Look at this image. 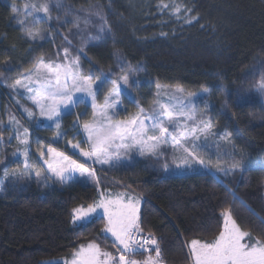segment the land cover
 Segmentation results:
<instances>
[{"label": "trees", "instance_id": "obj_1", "mask_svg": "<svg viewBox=\"0 0 264 264\" xmlns=\"http://www.w3.org/2000/svg\"><path fill=\"white\" fill-rule=\"evenodd\" d=\"M175 5L181 6L178 14ZM11 9L10 0H0L3 108L10 85L56 48L53 29L48 42L28 40ZM65 9L104 15V20L97 16L103 31H94L89 42L76 33L69 35L84 48L85 75L118 78L121 68L138 70L142 85L136 96L146 109L153 105L157 84L192 94L208 87V119L220 133H231V140L251 156L243 175L230 171L231 163L225 161V169L213 162L211 171L166 177L162 157L136 159L105 173L106 191H129L141 198L142 226L160 241L166 264H191L188 243L215 240L223 230L226 209L243 230L264 240V163L255 160L264 157V100L255 91L264 75V0H66ZM187 9L198 17L190 24L183 19ZM56 25L64 33L73 28L71 22ZM123 104L134 113L127 99ZM50 134L37 131L35 139L47 142ZM98 199L97 188L78 183L45 185L13 178L0 183V264L71 259L81 244L93 241L115 254L112 240L104 239L106 220L95 218L79 226L71 222L74 208H86Z\"/></svg>", "mask_w": 264, "mask_h": 264}, {"label": "snow or ice", "instance_id": "obj_2", "mask_svg": "<svg viewBox=\"0 0 264 264\" xmlns=\"http://www.w3.org/2000/svg\"><path fill=\"white\" fill-rule=\"evenodd\" d=\"M162 6L163 8H169L168 4ZM28 8H31L35 14H42V16H33V25H38L45 21L51 22V10L53 8H63V4L60 0H56L54 4L50 0H28L25 5L26 13ZM11 11L18 13L15 6L12 7ZM180 11L181 6H173L175 14ZM187 11L190 12L191 9H187ZM88 14L96 15L104 20L102 11L88 10ZM177 18L180 17L177 15ZM196 19L198 17L190 16L185 20V23L190 24ZM17 23L25 25L22 31L28 40L44 39L39 28H30L24 20L20 19H17ZM85 23H87V20H85ZM75 27L79 28V25L76 24ZM101 31H103V25H101ZM64 39L68 40L67 36ZM68 43L71 44V41L69 40ZM80 51H83V48ZM63 56L65 61L69 60L67 48L63 50ZM120 72L119 78L104 73L99 76L84 75L80 69L78 57H72L70 63L46 61L44 57H40L28 73L22 79L15 80L10 87L17 90V92L22 88L29 93L27 99L38 109L39 116L52 121L56 129L60 128V121L65 113L71 114L72 110L81 103H90L93 109V118L90 121L76 125L83 129L85 134L84 143L87 144V150L82 148L80 143H72L71 141L69 143L72 149H79V155L93 161L94 164H110L114 160L119 161L122 157L130 159V154L133 152L140 156L159 158L160 155H163L159 149L162 145L168 143L169 139L178 144L181 138L188 139L191 137L193 138L191 147L195 149L198 145L194 141L199 140L202 135L206 140L210 136H218L219 140L229 144L231 151L226 155L232 161L230 171L238 170L241 175L246 173L250 163L246 164L245 161L250 162L251 156L231 140V133L225 131L223 135H218L213 132L214 125L210 119L207 121L201 120L192 128L182 124L179 119L183 117L185 120L195 121L196 109L200 105L205 110L210 108L208 98L211 92L208 87H203L200 105H197L192 93H186L185 89L177 87L171 93H163L169 95L177 103H162L157 99L154 103L158 107L147 112L133 96L132 102L136 104L138 112L130 119L121 121L118 119L119 113L116 111V106L120 104L121 95L125 91L130 96L132 95V90L139 87V81L130 80V76L124 68H121ZM2 75L3 73H0V76ZM106 85H111L112 90L104 97L103 103L98 104L96 100L97 92L101 91ZM161 87L157 84V97L162 94ZM256 88L261 96H264V75L260 77ZM77 93L84 95L77 96ZM85 98L90 99L86 100ZM262 107H264V101H262ZM24 111L28 113L30 118L36 114L27 107ZM146 121H151V123L148 124ZM9 124L12 125L16 135L15 137L9 136L7 139L10 141L15 138L20 145L24 146L23 150L19 147L16 150L17 153L23 156L24 171H10L9 166L5 165L0 183L8 181L11 177L19 180H34L36 183L43 182L45 185L48 181L64 185L69 180H73L76 173H79L81 176L87 174L88 180L85 183L91 182L97 186L99 185L94 168L89 170L83 164H78L65 156L64 153L56 152L53 148L47 149V155L53 157L51 160H44L47 168L36 170L38 163L33 162L29 156L27 129H24L23 138H21L19 121L10 116ZM168 124L172 125V131L169 130ZM177 128L181 129L179 135H177ZM156 129H159L161 135L148 134L150 130L154 132ZM197 133L200 135H197ZM163 134H167V136ZM61 136L62 134L58 133L57 137L53 139H59ZM2 139H4V135L3 131H0V140ZM183 151L188 156H192V152L189 151L188 147H184ZM44 156L45 152L41 151L39 159H43ZM4 162V156L0 155V165H3ZM187 162L185 158L184 163ZM198 162L203 164L202 160ZM165 168H167V165H165ZM42 172L45 174L42 175ZM233 195L236 198L235 194ZM140 203L141 199L139 197L127 193H116L110 196L101 193L100 199L86 208L84 206L74 208L71 221L73 225H77L78 222L80 225H86L94 215L97 218L106 220L103 228L104 239H108L109 236L112 238V247L115 249V254L112 251L102 249L100 244L93 241L86 245L81 244L72 253L71 259L63 258L62 261H53L50 264H166L162 256L160 241L154 233L150 231L145 233L142 226ZM222 216L223 230L215 240L203 242L193 239L190 243L186 242L193 264H264V240L253 237L250 232L243 230L233 218L230 209L222 212ZM137 257H143V259H137Z\"/></svg>", "mask_w": 264, "mask_h": 264}, {"label": "rangeland", "instance_id": "obj_3", "mask_svg": "<svg viewBox=\"0 0 264 264\" xmlns=\"http://www.w3.org/2000/svg\"><path fill=\"white\" fill-rule=\"evenodd\" d=\"M16 2V3H15ZM51 3H55L56 0H50ZM60 2L63 4V8L61 9H55L53 8L51 10V16L52 20L51 22H43L38 25H33L32 20L34 15H41L42 14H35L34 11L31 8L27 9V13L25 12V5L28 3V0H10V5L13 7L15 6L18 9V13H14V21L17 23V19L24 20L25 24L28 27H37L39 28L41 34L44 36L43 40L37 39L34 42H48L50 41V29H53L55 35H56V48L55 53L52 56H49L48 58H45V60H53L58 63H70L72 57H78L80 69L82 71V74H84L83 66H82V58H84V52L80 51L82 47H79V44H75V41L72 40L69 35L72 33H76L78 37H80L83 41H86L85 43L89 42L93 39L95 36L94 31H100L101 25L99 24L98 17L96 15H89L87 11H81L78 10L77 12L73 11H67L65 9L66 6V0H60ZM68 13L67 15L65 13ZM192 12L188 11L184 16L183 19H187L190 17ZM85 20H87V23H85ZM59 23L61 25H66L67 22H71L73 24V28L71 31L63 32L61 31L56 23ZM19 26L24 27L25 25H22L20 23H17ZM78 24L79 28L75 27V25ZM104 29V26H103ZM67 36L68 40H65L64 37ZM73 38V36H72ZM71 41V44L68 43V41ZM84 43V47H85ZM67 48L69 51V60L65 61L63 56V50ZM84 49V48H83ZM129 74L130 80H138L139 81V87L134 88L132 90V95L130 96L127 91H125L120 98V104L116 106V111L119 113L118 119L121 121H126L130 119L134 114L138 112V108L135 103L132 102V97L134 96L140 103V99L136 96V91H139L142 85L141 74L138 70H130L125 71ZM85 75V74H84ZM121 75V74H120ZM119 78V77H118ZM112 90L111 85H106L101 91L97 92L96 100L98 104H102L104 97L108 95V93ZM175 89L168 88L165 86L161 87V95L157 97V87H156V95L155 100L159 99L162 103H177L176 100L172 99L169 95H164V92H173ZM255 91L259 94L260 97L264 100V96H261V93L256 88ZM19 93V94H18ZM0 95H2V92L0 91ZM29 93L25 92L24 89L13 90L11 88L10 97L8 99L7 107H2L1 101H0V131H3L4 139L0 140V155H3L5 158V162L3 165H0L4 169L5 165H10L12 163L13 167L9 168L10 171H16V172H22L24 171L23 168V156L19 153H17V148H21L23 150L24 146L20 145L18 141L13 138L12 140H8L7 137L13 136L15 137L16 133L13 130L12 125L9 124V117H13L16 121H19L20 127V137L23 138L24 129H27L28 132V140H29V156L30 159L33 162L38 163V168L36 170L40 169H46L47 165L44 164V160H51L53 157H50L47 155V149L53 148L56 150V152H62L65 156L69 157L71 160L76 161L78 164H83L86 168H89L91 170L94 168L96 170V178L99 180V185L97 186L95 183H85V181L88 180L87 174L84 176H81L79 173L75 174V178L73 180H69L67 184L72 183H78L83 186H91L94 188H97L99 191V199L101 193H104L105 196L114 195L116 193H127L134 197H139L138 195L129 192V191H119V192H111L110 190H105V186L109 183L107 181V177L105 173H110L113 170L125 168L132 164L136 159H142L147 158L151 156H140L136 154L135 152L131 153V158H124L122 157L119 161H112L110 164L100 165V164H94L93 161L87 160L82 155H79V149H72L71 144L72 143H80L81 147L87 150V144L84 143L85 141V134L83 132V129L80 127H77L76 125L78 123L82 124L85 121H90L93 118V109L90 106V103H81L78 107L74 108L72 110L71 114L65 113L60 121V128L56 129L55 125L52 121L45 120L44 118L39 116L38 109L31 104V101L27 99ZM77 96H83L82 93H77ZM202 93L199 94H193V98L195 99V102L197 105H200V97ZM86 100L90 98H85ZM128 100L131 104L130 107L135 108L134 113L130 114L127 112L126 106L123 104L124 100ZM154 100V101H155ZM19 101V103H17ZM186 102V101H184ZM209 103V102H208ZM210 108L208 110L203 109L202 105H200L196 109V119L193 120H185L183 117H180V121L182 124H185L188 128L195 127L201 120H209L207 117V114L211 110V104L209 103ZM142 106V105H141ZM25 107L29 108L32 112L36 113L31 118L29 117L28 113L24 111ZM158 107L153 102V105L150 109H146L147 111H151L153 108ZM71 120H68L67 117H72ZM146 123L150 124L151 121H146ZM169 130L172 131V125L168 124ZM202 126V125H201ZM181 129L177 128V135H179V131ZM37 131H48L50 132L51 136L46 137L47 142L43 141L41 139H35V132ZM213 132L217 133L218 135H223V133H220L215 127H213ZM58 133H61L62 136L59 139H53L54 137H57ZM149 135H161L159 132V129H156L154 132L152 130L149 131ZM167 136V134H163ZM197 135H200L197 133ZM196 145H198L197 148L193 149L191 147L193 143V138L189 137L188 139H180V142L174 143L169 139V142L162 145L159 151L163 153V155H160L159 157H162L167 165V176L170 177V174L174 175H187V174H195V173H201L205 171H211L209 168V165L213 162L215 164L219 165L222 169H225L226 164L225 161H228V163H232L228 155L226 153L231 151V147L226 142L219 140L218 136H210L207 140L201 135L199 140L194 141ZM219 145V147H217ZM184 147H188L189 151L192 152V156H188L187 153L183 151ZM41 151L45 152V156L43 159H39V154ZM67 153H66V152ZM70 153V154H68ZM74 157L78 158L80 161L75 160ZM187 159V163H184V159ZM11 159V160H10ZM202 160L203 164L199 163L198 161ZM257 163H264V158L258 157L255 159ZM209 163V164H208ZM103 169V170H101ZM45 173L42 172V175ZM67 174V173H66ZM11 178V177H10ZM48 183H56L53 181H48ZM47 183V184H48ZM40 184H44L41 182ZM63 186H66L64 184ZM140 198V197H139ZM141 199V198H140ZM141 207H142V200L140 203V216H141ZM97 218L95 215L92 217V220ZM91 220V221H92ZM90 222V221H89ZM88 222V223H89ZM79 226V222L77 223ZM109 238L112 240V238L109 236ZM190 254V251H189ZM191 264H193L192 257L190 255ZM62 261V260H61Z\"/></svg>", "mask_w": 264, "mask_h": 264}, {"label": "built area", "instance_id": "obj_4", "mask_svg": "<svg viewBox=\"0 0 264 264\" xmlns=\"http://www.w3.org/2000/svg\"><path fill=\"white\" fill-rule=\"evenodd\" d=\"M35 134H36V132H35ZM73 158H74L75 160H77V161H80L78 158H76V157H74V156H73Z\"/></svg>", "mask_w": 264, "mask_h": 264}, {"label": "crops", "instance_id": "obj_5", "mask_svg": "<svg viewBox=\"0 0 264 264\" xmlns=\"http://www.w3.org/2000/svg\"><path fill=\"white\" fill-rule=\"evenodd\" d=\"M66 152V151H65ZM67 153V152H66ZM68 154H70V153H68ZM71 155V154H70ZM66 185H70V184H66ZM111 192H113V191H111Z\"/></svg>", "mask_w": 264, "mask_h": 264}]
</instances>
